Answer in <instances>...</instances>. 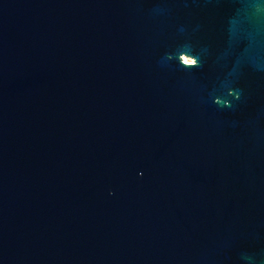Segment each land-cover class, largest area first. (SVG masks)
<instances>
[{
    "label": "water",
    "instance_id": "water-1",
    "mask_svg": "<svg viewBox=\"0 0 264 264\" xmlns=\"http://www.w3.org/2000/svg\"><path fill=\"white\" fill-rule=\"evenodd\" d=\"M0 264H264V0H0Z\"/></svg>",
    "mask_w": 264,
    "mask_h": 264
}]
</instances>
